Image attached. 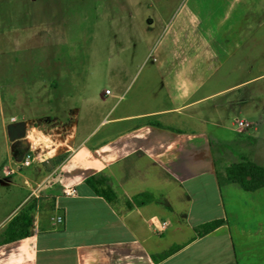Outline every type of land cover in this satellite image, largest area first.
<instances>
[{
  "label": "rangeland",
  "instance_id": "1",
  "mask_svg": "<svg viewBox=\"0 0 264 264\" xmlns=\"http://www.w3.org/2000/svg\"><path fill=\"white\" fill-rule=\"evenodd\" d=\"M169 80L188 81L189 96ZM174 93L180 102L208 95L182 115L150 119L206 133L217 178L182 188L193 207L199 190L210 204L222 167L264 166V0H0V229L55 188L52 177L41 186L44 174L25 184L18 173L47 161L74 127L95 144L137 123L116 117L167 108ZM17 120L26 121L27 167L8 148L5 125Z\"/></svg>",
  "mask_w": 264,
  "mask_h": 264
},
{
  "label": "crops",
  "instance_id": "2",
  "mask_svg": "<svg viewBox=\"0 0 264 264\" xmlns=\"http://www.w3.org/2000/svg\"><path fill=\"white\" fill-rule=\"evenodd\" d=\"M172 84L180 86L179 97L192 91L188 81ZM207 96L180 102L174 93L167 108L118 116L116 123H137L95 144L88 135L77 139L74 127L69 142L53 150V156L67 153L61 163L41 172L36 166L48 163L42 160L26 175L17 172L25 184L35 182L34 171L45 176L36 185L54 178L55 188L40 194L54 196V207L30 212L29 235L0 244V264H264V187L244 190L225 182L210 204L199 190L193 207L182 183L202 175L216 178L210 141L203 131H181L150 119L182 115ZM13 171L4 168L6 176ZM90 175L103 181L102 193L84 182ZM63 186H72L74 195L63 196ZM27 200L24 196L21 204ZM55 216L59 222H53ZM213 219L222 223L198 235V226ZM172 246L173 252L161 256Z\"/></svg>",
  "mask_w": 264,
  "mask_h": 264
},
{
  "label": "trees",
  "instance_id": "3",
  "mask_svg": "<svg viewBox=\"0 0 264 264\" xmlns=\"http://www.w3.org/2000/svg\"><path fill=\"white\" fill-rule=\"evenodd\" d=\"M152 125H158L153 123ZM67 153H59L51 156L47 161L50 166L46 167L49 171L52 167L57 166L66 157ZM32 172V171H31ZM223 182L236 183L244 190H254L264 187V166L257 165L248 159H241L238 162H233L224 167ZM96 175H90L84 179V182L96 193H102L101 189L103 181H97ZM217 178V172H216ZM101 180V179H99ZM108 188H106L107 190ZM105 196V195H103ZM142 194H138L136 199L140 201ZM54 207V196L40 195L30 198L19 212L13 214L5 223L0 231V244L7 243L16 239H20L29 235L30 227V212L32 210H45ZM222 223V219H213L204 222L198 226L197 234L203 235ZM175 247L172 246L166 250L161 256L168 255L173 252Z\"/></svg>",
  "mask_w": 264,
  "mask_h": 264
},
{
  "label": "water",
  "instance_id": "4",
  "mask_svg": "<svg viewBox=\"0 0 264 264\" xmlns=\"http://www.w3.org/2000/svg\"><path fill=\"white\" fill-rule=\"evenodd\" d=\"M25 130H26V121L17 120L11 121L5 125V133L7 137V141L9 143V151H11L14 144L17 142H21L25 147L28 146V140L25 138ZM21 160V157L17 159Z\"/></svg>",
  "mask_w": 264,
  "mask_h": 264
},
{
  "label": "built area",
  "instance_id": "5",
  "mask_svg": "<svg viewBox=\"0 0 264 264\" xmlns=\"http://www.w3.org/2000/svg\"><path fill=\"white\" fill-rule=\"evenodd\" d=\"M103 92H104L105 95H108L110 93L108 89H105ZM236 124L238 126H242V125H247L248 123L242 122L241 120H237ZM27 156H28L27 154H24L23 157L21 158V160H20L21 162L20 163L22 165L27 164V162H28ZM74 193H75L74 192V188L72 186H63L62 189H61V194L63 196H72V195H74ZM60 219H61L60 216H55V217L52 218L54 223L59 222Z\"/></svg>",
  "mask_w": 264,
  "mask_h": 264
},
{
  "label": "flooded vegetation",
  "instance_id": "6",
  "mask_svg": "<svg viewBox=\"0 0 264 264\" xmlns=\"http://www.w3.org/2000/svg\"><path fill=\"white\" fill-rule=\"evenodd\" d=\"M29 145L30 144H28V146L25 147L24 144L21 143V142H17L16 144H14L12 149H11V151H10L12 157H16L17 159L19 157L22 158L24 153H25V151H26V149H28ZM29 165L30 164L28 163L27 166H29ZM36 168L39 169V171H41V172H45L46 171V163L41 162L40 165L36 166ZM33 169H34V167L31 168V170H33Z\"/></svg>",
  "mask_w": 264,
  "mask_h": 264
},
{
  "label": "bare ground",
  "instance_id": "7",
  "mask_svg": "<svg viewBox=\"0 0 264 264\" xmlns=\"http://www.w3.org/2000/svg\"><path fill=\"white\" fill-rule=\"evenodd\" d=\"M36 140V139H35ZM40 145V144H39Z\"/></svg>",
  "mask_w": 264,
  "mask_h": 264
}]
</instances>
